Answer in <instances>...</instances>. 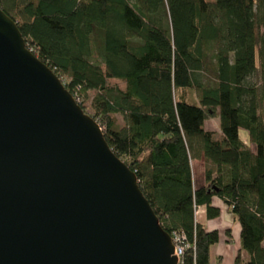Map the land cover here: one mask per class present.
<instances>
[{
	"label": "trees",
	"instance_id": "trees-1",
	"mask_svg": "<svg viewBox=\"0 0 264 264\" xmlns=\"http://www.w3.org/2000/svg\"><path fill=\"white\" fill-rule=\"evenodd\" d=\"M30 49L137 175L183 264H209L218 231L241 225L235 264H264V0H0ZM220 120V132L206 122ZM245 131L246 141L241 137ZM254 146V150L251 149ZM204 159L197 186L192 160Z\"/></svg>",
	"mask_w": 264,
	"mask_h": 264
},
{
	"label": "water",
	"instance_id": "water-1",
	"mask_svg": "<svg viewBox=\"0 0 264 264\" xmlns=\"http://www.w3.org/2000/svg\"><path fill=\"white\" fill-rule=\"evenodd\" d=\"M0 264H178L137 175L1 7Z\"/></svg>",
	"mask_w": 264,
	"mask_h": 264
},
{
	"label": "crops",
	"instance_id": "crops-1",
	"mask_svg": "<svg viewBox=\"0 0 264 264\" xmlns=\"http://www.w3.org/2000/svg\"><path fill=\"white\" fill-rule=\"evenodd\" d=\"M214 119H217L220 125V120L218 118ZM208 122L209 120L206 122L207 130L217 133L220 132V130L209 129ZM243 139L245 140L246 136ZM251 149L254 150V146H251ZM197 163L198 165L202 164L204 170H206L204 159L192 160V169ZM204 184L205 179L201 185L203 186ZM212 205L221 210V215L218 218L208 219L205 206H201L196 210V221L208 231H218L220 236L219 242L210 248L209 264H235L239 253H241L244 260H248V254L241 251V225L220 198L214 197L212 199Z\"/></svg>",
	"mask_w": 264,
	"mask_h": 264
},
{
	"label": "rangeland",
	"instance_id": "rangeland-1",
	"mask_svg": "<svg viewBox=\"0 0 264 264\" xmlns=\"http://www.w3.org/2000/svg\"><path fill=\"white\" fill-rule=\"evenodd\" d=\"M261 112L264 115V105L262 107ZM208 128L217 130V131L220 130V125H219L218 120L210 119L208 122ZM245 134H246L245 131H242L241 137L244 138ZM193 169H194V174H195L196 185L201 186V184L204 182V179H205L206 170H204V166L202 164L198 165V163L193 166Z\"/></svg>",
	"mask_w": 264,
	"mask_h": 264
},
{
	"label": "built area",
	"instance_id": "built-area-1",
	"mask_svg": "<svg viewBox=\"0 0 264 264\" xmlns=\"http://www.w3.org/2000/svg\"><path fill=\"white\" fill-rule=\"evenodd\" d=\"M172 239L175 247V256L178 258V264H183L184 255L187 248L183 242L184 237L178 233H174Z\"/></svg>",
	"mask_w": 264,
	"mask_h": 264
}]
</instances>
